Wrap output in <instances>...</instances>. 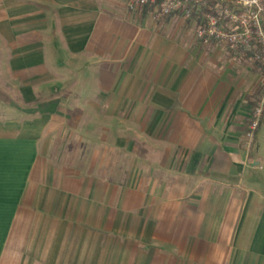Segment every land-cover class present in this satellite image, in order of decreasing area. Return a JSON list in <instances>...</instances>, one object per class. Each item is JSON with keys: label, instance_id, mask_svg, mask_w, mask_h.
<instances>
[{"label": "crops", "instance_id": "crops-1", "mask_svg": "<svg viewBox=\"0 0 264 264\" xmlns=\"http://www.w3.org/2000/svg\"><path fill=\"white\" fill-rule=\"evenodd\" d=\"M127 0H0V264H264L254 51Z\"/></svg>", "mask_w": 264, "mask_h": 264}, {"label": "built area", "instance_id": "built-area-1", "mask_svg": "<svg viewBox=\"0 0 264 264\" xmlns=\"http://www.w3.org/2000/svg\"><path fill=\"white\" fill-rule=\"evenodd\" d=\"M129 8L144 11L152 20L176 16L196 22L195 40L203 46L220 43L240 58L254 51L264 85V0H127ZM264 115V97L254 109L247 138L252 140Z\"/></svg>", "mask_w": 264, "mask_h": 264}, {"label": "clouds", "instance_id": "clouds-1", "mask_svg": "<svg viewBox=\"0 0 264 264\" xmlns=\"http://www.w3.org/2000/svg\"><path fill=\"white\" fill-rule=\"evenodd\" d=\"M244 2L247 4V3H249V2H251V3H256V0H244Z\"/></svg>", "mask_w": 264, "mask_h": 264}, {"label": "rangeland", "instance_id": "rangeland-1", "mask_svg": "<svg viewBox=\"0 0 264 264\" xmlns=\"http://www.w3.org/2000/svg\"><path fill=\"white\" fill-rule=\"evenodd\" d=\"M126 5H127V2H126ZM128 6V5H127ZM134 9V8H133ZM164 18H162V19H157V20H155V22H159V21H161V20H163Z\"/></svg>", "mask_w": 264, "mask_h": 264}, {"label": "trees", "instance_id": "trees-1", "mask_svg": "<svg viewBox=\"0 0 264 264\" xmlns=\"http://www.w3.org/2000/svg\"><path fill=\"white\" fill-rule=\"evenodd\" d=\"M147 11H148V10H147V9H145V10H144V13L146 14V13H147Z\"/></svg>", "mask_w": 264, "mask_h": 264}]
</instances>
